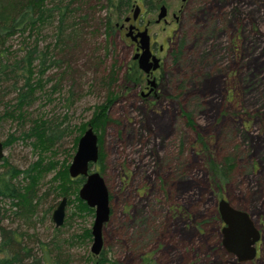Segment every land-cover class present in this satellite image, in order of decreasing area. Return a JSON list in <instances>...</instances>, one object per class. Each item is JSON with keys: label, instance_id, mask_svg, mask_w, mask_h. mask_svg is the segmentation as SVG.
<instances>
[{"label": "rangeland", "instance_id": "1", "mask_svg": "<svg viewBox=\"0 0 264 264\" xmlns=\"http://www.w3.org/2000/svg\"><path fill=\"white\" fill-rule=\"evenodd\" d=\"M166 5L167 23L153 22L157 9L147 15L161 64L157 87L145 97V79L142 85L127 79L137 67L134 47L116 27L110 33L105 27L108 17L121 23L134 7L118 17L105 0H78L77 38L53 46V23L38 41L19 35L10 40L16 47L36 43L52 62L40 76L43 89L22 113L5 103L15 102L12 94L0 95V115L13 117L0 116V140L11 138L3 146L5 162L20 170L44 165L32 173L29 213L12 214L16 208L7 199L0 206L8 210L9 226L44 242L55 234L64 239L60 264H92L96 258L91 232L85 235L94 210L80 208L76 178L68 175L73 187L62 194L68 182L63 171L68 174L74 139L90 125L94 106L110 95L109 120L101 130L93 128L100 136L99 159L90 168L103 176L109 193L110 215L102 228L109 264H264V0ZM38 119L64 135L40 145L29 135ZM224 156L234 164L221 183L209 160ZM22 176L13 181L26 185ZM63 196L64 222L55 227L51 215ZM221 198L246 211L259 230L254 259L239 262L223 247Z\"/></svg>", "mask_w": 264, "mask_h": 264}, {"label": "trees", "instance_id": "2", "mask_svg": "<svg viewBox=\"0 0 264 264\" xmlns=\"http://www.w3.org/2000/svg\"><path fill=\"white\" fill-rule=\"evenodd\" d=\"M77 1L0 0V95L3 97L4 94H12V99L15 100L12 104L10 100H5L8 108L12 107V110H18L22 113L25 105L27 106L29 103L35 101V92L43 89L40 76L52 62L50 60L47 63L48 50L45 49L39 52L36 49V43L28 46L26 42H22L23 45L19 44L16 47L10 43V40L19 35V37L23 38L33 37L35 41H38L40 33L49 26H52L53 23L56 24V31L52 32L51 35L54 39L53 46L61 45V43L65 44L66 39L73 40L75 37L77 38L76 30H79V28L77 27L78 22L75 16L78 8L74 6ZM105 1L111 12L116 13L118 17L128 12L137 2L142 1L146 5L145 7L148 12H154L155 7L159 5V1L163 2V0ZM105 27L109 33L116 27L111 17L107 18ZM36 60H39L37 65L35 64ZM139 74L138 68L132 66L130 72L127 74V79L130 78V80L136 81ZM35 75H37V78H35ZM110 96L106 98L105 102L94 106L92 115L88 119L90 126L95 131L104 128L109 120L108 107L113 99ZM4 115L12 117L7 113H2L0 116ZM184 115L186 119L190 117L189 113H184ZM83 128L84 124L81 126V129ZM64 132L65 130L61 131L56 128H50L44 119H38L30 129L29 135L35 137L37 142L46 148L47 144H53L56 139L61 138ZM79 137V135L75 137L74 147ZM98 138V142L100 143V136ZM10 139L7 138V140L1 141L2 146H5ZM38 143H36L37 147H39ZM1 160V165L5 168L0 171V203L4 199H7L10 206H15L16 210L10 211L12 214L29 213L30 209H28L27 204L30 205L32 199L30 193L33 194L31 186L35 183V177L32 173L35 171L37 173L40 172V168H44V165L35 163L27 169L20 170L6 163L3 157ZM233 161L231 156H224L220 161L209 160V166L214 177L221 183L228 181L234 164ZM51 167L52 164L50 163L48 169ZM19 174L23 175L22 179L29 181L26 185L13 181ZM63 175L66 180L68 179V182L66 183L65 181V188L62 194L68 196L73 186L71 185L72 181L67 174L66 167L64 168ZM83 181V177H77L75 183L81 185ZM75 189H77V186ZM77 200L81 209L90 213L93 212V209L88 207L84 201L80 200V198H77ZM6 211H8L6 208L0 206V264H60L62 261L61 249L65 241L64 239L61 240L57 234L49 242H44L40 238H33L31 234L25 233L19 228L9 226L12 221H7L8 215ZM4 220L7 221L6 224H3ZM85 235L90 238L89 228L86 229ZM92 264H109V260L105 257L103 250L95 259H92Z\"/></svg>", "mask_w": 264, "mask_h": 264}, {"label": "water", "instance_id": "3", "mask_svg": "<svg viewBox=\"0 0 264 264\" xmlns=\"http://www.w3.org/2000/svg\"><path fill=\"white\" fill-rule=\"evenodd\" d=\"M140 11L138 4L132 10L133 18ZM167 15V7L162 4L158 8L156 22L164 21ZM129 17L125 18L128 21ZM133 25L128 26L131 32ZM136 38L141 49L140 53L133 56L137 60L138 68L145 74L151 73L159 67V58L150 50V40L145 27L136 33ZM153 84L154 81H148ZM98 135L93 127L88 125L79 137L76 150L68 166V175L71 178L83 177L84 181L78 189V197L86 205L94 210V219L90 228L91 246L90 252L98 256L103 250L102 228L110 215L109 193L103 176L97 170H90L92 164L99 159ZM3 156V146L0 140V159ZM67 197L63 196L53 210L51 219L55 227L64 222ZM218 212L223 222L222 245L226 252L236 257L239 262L250 261L257 255L256 243L260 238V232L255 227L251 216L243 210L233 207L228 200L221 198L218 202Z\"/></svg>", "mask_w": 264, "mask_h": 264}, {"label": "flooded vegetation", "instance_id": "4", "mask_svg": "<svg viewBox=\"0 0 264 264\" xmlns=\"http://www.w3.org/2000/svg\"><path fill=\"white\" fill-rule=\"evenodd\" d=\"M181 1H185V0H181ZM140 3V4H139ZM137 2L136 4L139 5L140 7V11L139 13L137 14L136 18H133V12H131V14L129 13L127 16H125L123 18V22H116L115 23V26L117 28V31L119 34H123L124 35V38H123V42H127L129 41V45L134 47V55L137 54V53H140L141 52V49H140V46H139V43H138V39L139 38H136V33L138 31H141L143 30L145 27L147 28V32H148V35H149V40H150V50L152 52V54H154L156 57L157 56V51H156V44L152 38V35L150 34V25L152 24V18L150 17H147V15H151L152 13L154 12H148L147 9H146V5L144 3H142V1L140 2ZM167 3V0H163V2H160L159 1V5H157L154 9V11H156V9L158 10L159 6L164 4L166 5ZM135 5V4H134ZM134 5L132 7H134ZM167 7V5H166ZM129 11H131L129 9ZM167 14H168V8H167ZM172 17L174 18V20L176 19V12L174 11L172 14ZM126 17H129V20L128 21H125V18ZM154 23L156 24H159L161 22L163 23H167L168 20H167V15H166V18L164 21H159L158 23L156 22V18L153 20ZM129 25H133V29L131 32L128 31V26ZM162 49V47L160 46V50ZM133 55V56H134ZM159 58V57H158ZM133 59V57H132ZM133 62L135 63V65H137V60L136 59H133ZM160 64H161V59L159 58V67H160ZM138 67V65H137ZM159 68L153 70L151 73L149 74H145L144 72H140L139 74V77L137 78V80L135 81V83H139L142 85V80L143 78L145 79V85L143 86V90L140 92L142 96H148L149 94L152 95L157 87V75H156V72L158 71ZM154 81L153 84H150L148 81ZM3 157V156H2ZM1 160V159H0Z\"/></svg>", "mask_w": 264, "mask_h": 264}]
</instances>
